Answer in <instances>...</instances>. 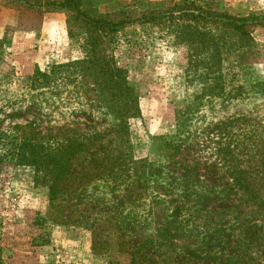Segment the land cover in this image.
I'll use <instances>...</instances> for the list:
<instances>
[{
	"label": "rangeland",
	"instance_id": "374dc122",
	"mask_svg": "<svg viewBox=\"0 0 264 264\" xmlns=\"http://www.w3.org/2000/svg\"><path fill=\"white\" fill-rule=\"evenodd\" d=\"M51 1L64 0H0V139L15 152L0 161V210L17 193L39 196L24 236L89 253L88 264H264V245L248 251L245 241L255 223L243 225L264 210V56L253 85L211 89L232 71L208 68L205 50L195 54L153 24L94 33L66 8L48 11ZM163 2L81 0L78 8L100 18ZM219 3L264 15V0ZM253 37L264 50V27ZM110 64L137 95L140 114L127 133Z\"/></svg>",
	"mask_w": 264,
	"mask_h": 264
},
{
	"label": "trees",
	"instance_id": "16d2710c",
	"mask_svg": "<svg viewBox=\"0 0 264 264\" xmlns=\"http://www.w3.org/2000/svg\"><path fill=\"white\" fill-rule=\"evenodd\" d=\"M81 0H64L62 2H48V11H57L66 8L75 13V19L82 21L88 30L94 33H105L111 35L118 27L129 23L153 24L161 27L166 33L171 34L175 43L191 47L196 54L197 50H205L207 67L213 65L227 66L232 71L230 82L227 83L225 76L221 75L217 83L211 89L220 87L223 92L226 88H244L243 83L253 80V67L264 56V50L253 37V31L258 27H264V15L261 13H249L247 15H236L220 7V0H164L161 7L155 9H144L138 11L123 7L109 16L93 18L78 8ZM44 6V5H43ZM58 8V9H57ZM92 38V37H89ZM109 56L108 61H111ZM214 60V61H213ZM221 68V69H222ZM222 72V71H221ZM247 76L246 74H249ZM122 74V76H121ZM222 74V73H221ZM107 76L113 86H118L125 99V120H121V130L128 132V118L140 114L137 95L133 87L127 82L125 71L117 68L114 64L108 67ZM254 81L250 82L253 85ZM256 86V85H255ZM230 91V89H229ZM103 137L102 132L96 133L95 140ZM83 148L82 143L77 145ZM99 146V145H98ZM103 148V145L101 146ZM15 155L11 148L9 139H0V161L13 159ZM247 187L251 186V182ZM252 189V190H253ZM253 218L246 220L243 225L250 223L254 226L247 228L245 241L248 251H255L257 243L264 245V233L257 234L255 225L264 227V210L253 214ZM258 222H255V221ZM244 240L241 238L240 242ZM254 241V242H251ZM246 246V247H247ZM252 248V249H251ZM263 256V255H262ZM208 264H219L212 261ZM245 264H260L257 261L247 260Z\"/></svg>",
	"mask_w": 264,
	"mask_h": 264
},
{
	"label": "crops",
	"instance_id": "0c3cea01",
	"mask_svg": "<svg viewBox=\"0 0 264 264\" xmlns=\"http://www.w3.org/2000/svg\"><path fill=\"white\" fill-rule=\"evenodd\" d=\"M14 205L0 210V228L5 231L0 240L4 264H88L89 253L76 256L69 245L57 242L30 241L24 236L32 218L40 211V197L17 193ZM36 203V205L34 204Z\"/></svg>",
	"mask_w": 264,
	"mask_h": 264
}]
</instances>
